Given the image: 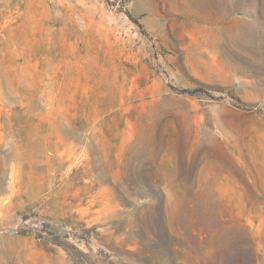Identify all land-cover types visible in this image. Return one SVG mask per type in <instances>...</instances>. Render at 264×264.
<instances>
[{"label":"rangeland","instance_id":"obj_1","mask_svg":"<svg viewBox=\"0 0 264 264\" xmlns=\"http://www.w3.org/2000/svg\"><path fill=\"white\" fill-rule=\"evenodd\" d=\"M0 264H264V0H0Z\"/></svg>","mask_w":264,"mask_h":264},{"label":"trees","instance_id":"obj_2","mask_svg":"<svg viewBox=\"0 0 264 264\" xmlns=\"http://www.w3.org/2000/svg\"><path fill=\"white\" fill-rule=\"evenodd\" d=\"M125 14H127L128 16H130L129 13H128V11H125Z\"/></svg>","mask_w":264,"mask_h":264}]
</instances>
